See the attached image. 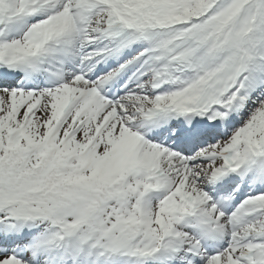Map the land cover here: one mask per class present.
Instances as JSON below:
<instances>
[{"label":"snow or ice","instance_id":"6c2138e0","mask_svg":"<svg viewBox=\"0 0 264 264\" xmlns=\"http://www.w3.org/2000/svg\"><path fill=\"white\" fill-rule=\"evenodd\" d=\"M0 264H264V0H0Z\"/></svg>","mask_w":264,"mask_h":264}]
</instances>
